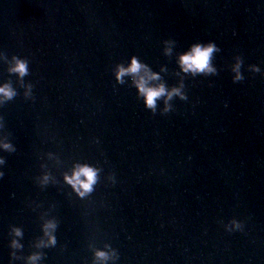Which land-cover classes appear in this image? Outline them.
<instances>
[{
	"label": "water",
	"instance_id": "1",
	"mask_svg": "<svg viewBox=\"0 0 264 264\" xmlns=\"http://www.w3.org/2000/svg\"><path fill=\"white\" fill-rule=\"evenodd\" d=\"M209 42L217 74L184 72L180 56ZM133 57L147 72L120 83ZM141 77L187 100L153 113ZM6 84L0 264H234L264 167V0H0ZM83 166L97 180L81 196ZM49 222L56 243L38 247Z\"/></svg>",
	"mask_w": 264,
	"mask_h": 264
},
{
	"label": "clouds",
	"instance_id": "2",
	"mask_svg": "<svg viewBox=\"0 0 264 264\" xmlns=\"http://www.w3.org/2000/svg\"><path fill=\"white\" fill-rule=\"evenodd\" d=\"M170 51V49L168 50ZM221 49L213 42H209L206 45L204 44H194L190 51L184 53L180 56L179 62L184 72H191L193 75L197 73L202 74H217V69L212 65L213 54L216 52H220ZM243 65V59L241 57H237V62L233 66L232 71L235 72V76L233 77V82H240L244 80V76L242 75L240 69ZM144 69L147 72V68L138 62V60L133 57L131 64L128 68H124L123 66H118V71L116 73V79L120 83H123V77L128 74H138L141 69ZM12 71L19 73L21 77L27 74V64L25 61L17 60L15 67ZM252 71L255 73H259L261 69L258 66L253 65ZM150 79H157L155 75H151ZM136 85L138 87L139 93L144 98V103L148 109H151L153 113L156 109V102L159 98L166 96V108L165 111L169 110L170 106H167V101L171 100L174 95H179L182 100H187V97L184 96L179 88H173L171 91H167L163 85L158 87H152L148 85L147 80L144 77H141L139 80L136 81ZM0 95L7 99H11L15 92L9 85H4L0 87ZM0 147H3L7 151H15L9 143L0 144ZM4 160L0 158V164H3ZM3 176V173H0V177ZM47 179V178H45ZM97 180V171L91 167L83 166L79 167L78 170L74 173L73 178L69 180V183L73 185L74 188L77 189L79 195L84 196L86 193L92 191L93 185L96 183ZM82 189V190H81ZM235 227L237 229L240 228V225L234 222ZM56 225L52 222H49L44 226L45 228V235L48 236V241L45 244L43 241L41 242L38 247H48L54 246L56 243V239L52 236L49 232L50 229H55ZM15 235L20 236L22 235L19 229H14ZM13 247H20V245L13 240L12 242ZM96 256L98 259H108V256L105 252H97ZM40 259L39 253H34L31 255L28 260L29 264H35V261Z\"/></svg>",
	"mask_w": 264,
	"mask_h": 264
}]
</instances>
